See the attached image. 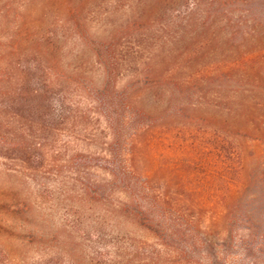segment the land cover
I'll list each match as a JSON object with an SVG mask.
<instances>
[{
  "label": "trees",
  "instance_id": "1",
  "mask_svg": "<svg viewBox=\"0 0 264 264\" xmlns=\"http://www.w3.org/2000/svg\"><path fill=\"white\" fill-rule=\"evenodd\" d=\"M201 1L196 0L192 10ZM210 1L197 32L208 39L196 50L206 55L209 48L207 61H213L198 64L193 74L183 75L181 68L164 73L153 57L138 61L136 55L142 49L133 47L135 43L102 45L96 50L107 76L101 88L109 90L111 97L115 98L114 79L122 70L130 73V66H135V76H142H136L133 87L124 91L132 106L125 124L133 132L122 139L130 145L128 151L106 156V178L99 181L87 175L81 196L92 199L122 193L125 209L146 230L167 231L161 237L165 248L177 255L175 264H264V0ZM155 3L167 12L178 0ZM10 12L0 10L3 31ZM24 25H15L9 37L0 32V159L11 161L26 176L27 172L36 176L51 163L43 141L47 132L65 120L67 99L55 98L50 91L65 80L58 70L57 43L49 38L53 34L39 27L30 44L32 38L21 39ZM172 25H178L177 21ZM212 30L215 36L209 37ZM223 32L227 35L221 43ZM31 53L32 65L25 66L20 61ZM141 87L147 89L139 99ZM158 92L164 93L161 117L180 120L172 131L176 137L169 142L185 148L175 161L165 159L163 168L153 166L161 162V154L150 158L141 150L143 145L151 146L162 129H171L170 123L158 129L147 119L155 116L153 107L158 109L160 103L154 100ZM145 133L151 135L144 144ZM180 134L184 139L188 135L187 145ZM144 158L147 162H142ZM31 198L19 192L10 197L8 211L28 217L29 231L0 232V264L77 263L72 246L75 233L42 231L30 221Z\"/></svg>",
  "mask_w": 264,
  "mask_h": 264
},
{
  "label": "rangeland",
  "instance_id": "2",
  "mask_svg": "<svg viewBox=\"0 0 264 264\" xmlns=\"http://www.w3.org/2000/svg\"><path fill=\"white\" fill-rule=\"evenodd\" d=\"M8 1L0 0V10L11 9L5 30L0 29V32L9 37L15 25L21 28L25 23V34L21 39L29 41L32 38V44L39 27H43V32L49 29V35L53 34L49 38L59 49L58 70L65 77L62 85L51 87L50 91L55 98L60 96L67 101L63 105L65 120L58 124V129L45 134V151L52 159L39 175L27 172L28 177L11 161L0 159V232L29 231L26 227L28 217L8 211L10 197L19 192L22 196L32 197L34 210L29 218L42 231L75 233L76 244L72 246H75L77 255L73 258L78 262L74 264H175L177 255L165 248L161 237L167 231L146 230L125 209L122 193L92 199L81 196L87 175L99 181L106 178L103 173L108 169L106 156L111 152L128 151L130 145L122 143V139L133 132L125 124L132 106L124 91L133 87L136 76H142H135V66H130V73L122 70V74L114 79L115 98L111 97L107 93L109 90L101 88L107 76L96 50L102 45L115 47L124 44L127 47L135 43L133 47L139 45L142 49L136 55L138 61L153 57V63L164 73L181 68L183 75L193 74L197 72L198 64L213 61H207L209 48L205 50L206 55L199 54L200 48L199 53L196 50L201 47L202 40L208 39V35H197V32L201 13L211 1L202 0L198 8L192 10L196 0H178V4L170 5L167 12L155 3L157 0H75L72 3L71 0H10L13 2L11 6ZM73 8L76 9L73 11ZM45 12L46 17L43 16ZM172 21H177L178 25H172ZM226 35L221 33L218 42ZM211 36H215L213 30ZM33 60L31 53L20 62L27 66L32 65ZM141 88L142 93L137 95L139 99V94L144 95L143 90L147 89ZM120 92L123 96L118 95ZM163 99L164 93H155L154 100L160 104L154 109V103L150 102L155 116L147 119L158 129L170 123L171 129H162L154 135L151 146L143 145L141 149L142 155L148 153L153 158L155 153L162 155L160 163H153L154 168L162 167L165 159L168 163L175 161L176 155L185 150L180 146L175 148L169 142L176 137L172 131L180 120L161 117ZM149 134L142 135L144 144L150 139ZM179 136L187 145L188 135L185 134V139L183 134ZM141 160L147 162L146 158ZM233 232L239 235L237 231Z\"/></svg>",
  "mask_w": 264,
  "mask_h": 264
}]
</instances>
